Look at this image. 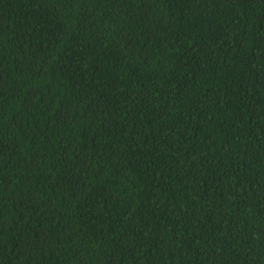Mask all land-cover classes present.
Listing matches in <instances>:
<instances>
[{
    "label": "trees",
    "instance_id": "1",
    "mask_svg": "<svg viewBox=\"0 0 264 264\" xmlns=\"http://www.w3.org/2000/svg\"><path fill=\"white\" fill-rule=\"evenodd\" d=\"M0 264H264V0H0Z\"/></svg>",
    "mask_w": 264,
    "mask_h": 264
}]
</instances>
